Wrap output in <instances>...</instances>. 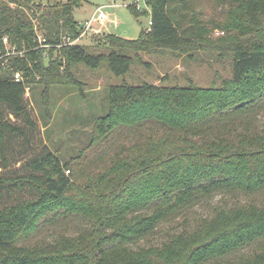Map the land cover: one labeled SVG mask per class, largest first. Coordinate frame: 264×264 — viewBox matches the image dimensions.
<instances>
[{
  "label": "trees",
  "instance_id": "obj_1",
  "mask_svg": "<svg viewBox=\"0 0 264 264\" xmlns=\"http://www.w3.org/2000/svg\"><path fill=\"white\" fill-rule=\"evenodd\" d=\"M83 1L0 0V264H264V0H216L230 78L110 85L89 144L63 160L33 107L76 82L74 64L124 76L134 56L210 33L195 0H145L128 7L149 29L90 48Z\"/></svg>",
  "mask_w": 264,
  "mask_h": 264
},
{
  "label": "rangeland",
  "instance_id": "obj_2",
  "mask_svg": "<svg viewBox=\"0 0 264 264\" xmlns=\"http://www.w3.org/2000/svg\"><path fill=\"white\" fill-rule=\"evenodd\" d=\"M63 3L69 0H61ZM46 2V0H44ZM138 2L141 9L149 8L145 0H84L82 6L74 11L75 18L82 24L90 18L98 7L110 14L111 20L102 26V33L81 38V44L90 48H106L108 34H115L127 39H136L143 30L150 28V16L137 18L128 4ZM216 0H195L194 10L197 17L203 19L210 29L207 42L196 48L183 51L153 50L134 56L131 70L124 76H116L109 68L108 61H103L99 68H91L84 63L72 66L76 79L74 83L54 86L50 93L48 107H42L38 98L34 105V118L37 120L39 137L44 144L56 151L63 160L78 156L80 150L91 140L97 118L109 111V87L115 84H140L144 81L168 85L186 84L188 78L195 83L210 87L219 85L223 79L232 76V54L220 45L225 32L218 27L225 19L226 11L219 7ZM192 12V11H190ZM191 13L182 21L187 27L191 24ZM196 19V17H195ZM224 39V38H223ZM100 51H98L99 53ZM166 76V80H162ZM44 113V114H43ZM18 138L13 137V143ZM36 148L42 143L36 142ZM207 209L199 206L190 215L194 217ZM32 239H41V235ZM32 237V236H31ZM51 240L52 236H47Z\"/></svg>",
  "mask_w": 264,
  "mask_h": 264
},
{
  "label": "built area",
  "instance_id": "obj_3",
  "mask_svg": "<svg viewBox=\"0 0 264 264\" xmlns=\"http://www.w3.org/2000/svg\"><path fill=\"white\" fill-rule=\"evenodd\" d=\"M110 20H111L110 14L104 11L102 7H98L97 10L92 14V16L83 22L82 24L83 30H82V34L80 37L86 36V35L91 36V35L102 33V30H103L102 26H104V24ZM151 24L152 22L149 21V25ZM4 41L8 44L7 37H4ZM12 52H15V49H13ZM10 53L11 51H8V53H6L4 56H7ZM16 77L18 79L22 77V74L20 73V71L16 73Z\"/></svg>",
  "mask_w": 264,
  "mask_h": 264
}]
</instances>
